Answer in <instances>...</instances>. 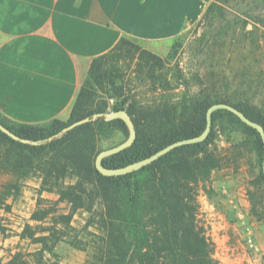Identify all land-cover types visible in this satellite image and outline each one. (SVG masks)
Listing matches in <instances>:
<instances>
[{"label":"rangeland","instance_id":"obj_1","mask_svg":"<svg viewBox=\"0 0 264 264\" xmlns=\"http://www.w3.org/2000/svg\"><path fill=\"white\" fill-rule=\"evenodd\" d=\"M217 4L221 11L212 21L199 20L169 43L147 45L120 39L104 54L93 79L88 74L91 61L78 88L86 87L88 96L77 106V113L91 114L92 121L111 112L114 105L124 107L135 101L148 106L161 98L183 106L204 85L225 82L238 95L235 98L249 102L253 111L264 117V0H220ZM144 52L159 60L146 62ZM169 117L173 119V115ZM0 119L5 120L2 115ZM124 139L117 130L110 135L101 133L96 147L102 151ZM253 140L254 135L243 126L219 118L208 147L219 165L192 184L198 223L212 243L217 264H264L263 155ZM45 144L49 142L39 146ZM11 150L9 142L1 138L0 264H10L16 252L32 253L39 246L26 238V232L38 236L48 228L59 229L62 239L54 246L53 257L45 253V259L86 264L91 249L84 251L67 240L76 237L81 244L90 242L83 229L90 215L60 200L55 191H46L52 186L43 173L48 168L43 158L34 159L31 167L10 171L5 159ZM59 183L72 186L75 178L66 177ZM55 215L69 216V227L54 224Z\"/></svg>","mask_w":264,"mask_h":264},{"label":"trees","instance_id":"obj_2","mask_svg":"<svg viewBox=\"0 0 264 264\" xmlns=\"http://www.w3.org/2000/svg\"><path fill=\"white\" fill-rule=\"evenodd\" d=\"M219 1L209 3L200 20L212 21L221 11ZM144 53L148 63L159 60L151 53ZM104 58L103 54L92 60L88 71L90 78L98 76ZM230 91L225 82L220 86L214 82L200 88L183 106L164 98L148 106L135 101L124 107L114 105L112 111L127 112L136 136L130 147L103 158L102 165L121 168L178 140L198 136L204 130L205 113L212 104L232 105L264 130V117L255 113L249 102L235 98L236 92ZM87 96L86 87L77 92L70 118L65 122L54 119L47 126H37L12 122L5 117V120L0 119V125L18 138L13 140L0 131V139L8 141L9 147L13 148L5 159L10 171L31 167L34 159L43 158V163L48 166L43 173L52 186L46 191H55L60 200L80 207L90 215L83 227L91 237L90 242L81 244L76 237L67 240L76 248L91 249L86 264H217L212 257V243L198 223L192 184L204 179L219 165L218 158L208 149L213 141V127L219 118L224 117L229 123L239 124L251 132L253 145L262 156L259 134L232 113L217 110L211 115V131L203 142L176 147L139 170L107 177L94 166L100 152L96 147L97 137L117 130L126 138L128 131L119 119L106 121L105 116H101L91 121V114L77 113V106ZM87 117L88 121L63 132L58 139L64 128ZM46 141L49 144L39 146ZM31 143L35 145L29 146ZM66 177L75 178V184L60 185L59 181ZM261 178L264 180L263 175ZM55 219L54 224L69 227V216L55 215ZM90 227H94L92 232L88 231ZM61 233L59 229L50 228L42 230L38 236L26 232V238L39 247L32 253L16 252L10 264H30V258L32 264H58L45 259L44 254L53 257L52 251L62 239Z\"/></svg>","mask_w":264,"mask_h":264},{"label":"crops","instance_id":"obj_3","mask_svg":"<svg viewBox=\"0 0 264 264\" xmlns=\"http://www.w3.org/2000/svg\"><path fill=\"white\" fill-rule=\"evenodd\" d=\"M211 0H0V114L66 120L90 62L122 39L171 42Z\"/></svg>","mask_w":264,"mask_h":264},{"label":"water","instance_id":"obj_4","mask_svg":"<svg viewBox=\"0 0 264 264\" xmlns=\"http://www.w3.org/2000/svg\"><path fill=\"white\" fill-rule=\"evenodd\" d=\"M217 110H225L227 112L232 113L234 116H236L243 124H245L247 127H250L252 129H254L258 134L259 137L261 139L262 145H263V163H262V175L264 177V130L262 128V126L256 122H253L251 120H249L241 111H239L237 108H235L232 105L229 104H224V103H217V104H212L211 106L208 107V109L206 110L205 113V127L204 130L195 137L192 138H187V139H183V140H178L174 143H171L163 148H161L160 150L156 151L155 153H153L152 155L148 156L147 158H144L140 161L134 162L132 164L126 165L124 167L121 168H106L102 165L101 161L103 158L108 157L112 154L118 153L128 147H130L134 140H135V136H136V132H135V128L133 125L132 120L130 119L129 115L127 114V112L125 110H118V111H111L108 114L105 115V120L109 121L112 119H119L121 120L128 131V135L127 137L120 142L119 144L110 147L108 149L102 150L100 152L97 153L95 160H94V166L95 169L103 176H107V177H113V176H119V175H124L127 173H130L132 171H136L139 170L140 168L152 163L153 161L157 160L159 157L163 156L164 154L168 153L169 151H171L172 149L182 146V145H189V144H196V143H201L203 142L206 137L208 136L209 132L211 131V127H212V119H211V115L213 112L217 111ZM87 119H83L77 122H74L72 124H70L69 126H67L66 128L63 129V131H67L70 130L82 123H84ZM0 131L7 134L11 139L13 140H18V138L16 136H14L13 134L9 133L6 129H4L1 125H0ZM22 142H25L24 140H21Z\"/></svg>","mask_w":264,"mask_h":264}]
</instances>
